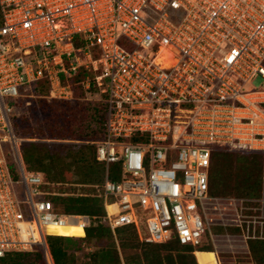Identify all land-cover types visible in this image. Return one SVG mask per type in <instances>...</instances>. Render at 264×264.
Returning a JSON list of instances; mask_svg holds the SVG:
<instances>
[{"label": "built area", "instance_id": "2783aa9c", "mask_svg": "<svg viewBox=\"0 0 264 264\" xmlns=\"http://www.w3.org/2000/svg\"><path fill=\"white\" fill-rule=\"evenodd\" d=\"M80 71L107 104L92 142L104 181L85 184L103 187L101 222L115 236L134 226L144 243L203 246L218 201L212 152H264V0H0V259L41 250L54 264L44 227L96 224L56 206L50 196L75 193L26 167L22 143L51 139L15 126L36 97L26 86L46 79V98L70 99Z\"/></svg>", "mask_w": 264, "mask_h": 264}, {"label": "trees", "instance_id": "16d2710c", "mask_svg": "<svg viewBox=\"0 0 264 264\" xmlns=\"http://www.w3.org/2000/svg\"><path fill=\"white\" fill-rule=\"evenodd\" d=\"M86 71H80L73 79V87L78 95H85L81 82ZM94 90L97 100L78 101L76 104L68 103L58 99L47 100L49 82L44 79L34 84L33 92L36 97L32 98L27 107L30 116L21 114L15 119L18 133L27 138L51 139V141H24L21 146L23 161L27 168H36L37 164L49 162L47 165L56 167L57 172H51L50 168L43 170L46 179L50 182L61 183L66 181L64 174V160L71 157L76 164H81L82 169L77 171L78 182L83 184H101L102 164L96 157V145L92 143L103 139L107 126V104L101 98L95 86ZM87 94V91H85ZM37 118V125L32 122ZM42 142V143H39ZM238 153V152H236ZM234 154L226 150H215L211 156L210 169V193L211 180L214 178V162L220 155ZM245 155H249L245 154ZM57 161H62L61 163ZM58 163V165L56 164ZM60 164V165H59ZM11 172L15 179H19L16 163L11 160ZM98 168V169H97ZM38 169V168H36ZM97 170L100 172L97 174ZM77 182V183H78ZM56 206L68 213L87 214L96 217V224L83 229L85 236L52 234L47 237V242L54 264H199L196 251L214 252L213 246L203 245L195 248L191 245H182L177 239L166 243H144L141 242L134 226H126L117 230L116 236L111 228L101 222L106 215L104 199L99 193H85L80 195H55L50 196ZM108 240L106 246L97 251L89 252V256L82 262L70 253L71 245L83 243L90 244L92 240ZM249 248L256 261L264 264V239H250ZM142 248L141 254L122 257L121 251L127 249ZM167 251L163 254L161 251ZM46 264V257L41 250L33 252H15L0 259V264H26V258ZM201 262L205 260L200 258ZM37 262V263H39Z\"/></svg>", "mask_w": 264, "mask_h": 264}, {"label": "rangeland", "instance_id": "374dc122", "mask_svg": "<svg viewBox=\"0 0 264 264\" xmlns=\"http://www.w3.org/2000/svg\"><path fill=\"white\" fill-rule=\"evenodd\" d=\"M148 54L147 51H145ZM261 77L254 80L256 86L263 84ZM83 87V85H82ZM34 85H28L24 88L25 93H32ZM84 90V87H83ZM94 90L91 94L78 95L76 92L73 98L58 99L67 101L71 104H76L78 101L97 100L94 96ZM47 100H49L47 98ZM53 100V99H50ZM23 114L30 116L28 108H24ZM32 119V116H31ZM37 118H33L32 122L37 125ZM42 143V142H39ZM234 152V154H223L215 159L213 170L214 178L211 180V195L217 197V208L214 204L208 209V217L210 225H207L206 233L204 234L203 242L207 246H213L214 252L196 251V257L199 264H259L253 257L249 248V236H264V152ZM61 163L62 161H57ZM66 181L61 183H51L45 186L50 191H67L75 193V195L85 193H101V186H87L78 182L77 171L83 168L81 164H76L74 160L67 156L64 160ZM49 162L38 165L32 170L44 172L41 169L51 167L47 165ZM58 165V163H56ZM60 165V164H59ZM98 168L102 167V178L105 174L103 164H97ZM97 168V169H98ZM29 169V168H28ZM51 172L56 170V167L50 168ZM100 171V172H101ZM57 172V171H55ZM97 170V174L100 173ZM78 182V183H77ZM102 184V183H101ZM19 189L22 190L21 185ZM229 198L244 200V209L239 207V212L236 206L229 203ZM212 203L211 201H207ZM240 213L241 220L238 219ZM248 221L250 226L248 230ZM242 224V226H241ZM52 234L74 235L77 237L85 236L83 229L81 230H64L54 231ZM214 236V237H213ZM212 237L214 239H212ZM108 244V240H92L90 244L83 243L81 247L78 244L71 245L70 253L74 254L79 262H82L89 256V252L97 251ZM209 246V247H210ZM142 248L127 249L121 251L122 257L127 258L129 255L141 254ZM166 254L167 251H161ZM204 258L201 262L200 258ZM26 264H44L31 258H26ZM39 262V263H37ZM47 264V262H46Z\"/></svg>", "mask_w": 264, "mask_h": 264}, {"label": "bare ground", "instance_id": "6f19581e", "mask_svg": "<svg viewBox=\"0 0 264 264\" xmlns=\"http://www.w3.org/2000/svg\"><path fill=\"white\" fill-rule=\"evenodd\" d=\"M108 210L110 214H114V208L111 206H108ZM71 230V229H75V230H81L82 228L74 223H67L61 226H52V227H44V231L46 233H53L54 231H64V230Z\"/></svg>", "mask_w": 264, "mask_h": 264}]
</instances>
